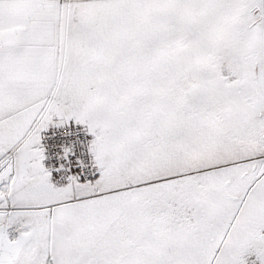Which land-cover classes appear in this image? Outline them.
Wrapping results in <instances>:
<instances>
[{"label": "snow or ice", "instance_id": "snow-or-ice-1", "mask_svg": "<svg viewBox=\"0 0 264 264\" xmlns=\"http://www.w3.org/2000/svg\"><path fill=\"white\" fill-rule=\"evenodd\" d=\"M0 264H264V0H0Z\"/></svg>", "mask_w": 264, "mask_h": 264}]
</instances>
